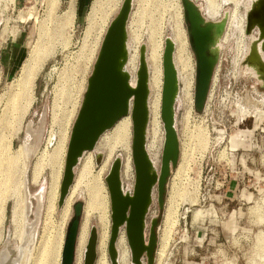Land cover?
Listing matches in <instances>:
<instances>
[{
  "label": "rangeland",
  "instance_id": "rangeland-1",
  "mask_svg": "<svg viewBox=\"0 0 264 264\" xmlns=\"http://www.w3.org/2000/svg\"><path fill=\"white\" fill-rule=\"evenodd\" d=\"M123 1L0 0V124L7 101L20 87L24 69L34 63L26 110L18 117L12 112L11 122L0 127L3 141L10 144L11 151L20 153L15 190L11 192L13 185L0 190L1 199L7 200L4 238L14 239L19 247L10 264H34L39 251L56 242L57 263L62 264L74 203L83 201L85 205L81 195L72 197L65 214L59 205L68 145L105 32ZM237 1L196 0L203 8L210 3L221 7L219 18L224 10L235 9L240 22L245 7ZM91 24L103 27L98 39ZM179 25L188 38L184 11L177 0H133L128 47L130 52L137 49L138 67L140 47L145 44L148 51L156 34L163 57L165 40ZM235 35L221 49L208 109L198 112L195 108L196 82L192 103H186L181 94L176 101V128L185 164L179 176L174 169L168 181L167 199L173 187L178 185L180 192L177 212L168 228L155 189L146 228L148 239L151 220L160 218L154 264H264V82L250 72L239 73L236 62L242 45H238L239 31ZM162 129L164 142L163 122ZM131 133L133 137L132 120ZM61 143L59 185L51 201V161ZM108 173L110 231L104 264H112L108 251L112 227ZM16 199L20 201L18 225L12 219ZM93 226L99 234L96 218L87 223L79 264H84ZM124 231L126 236L125 226ZM126 242L128 264H133L127 237ZM144 260L147 264L146 256Z\"/></svg>",
  "mask_w": 264,
  "mask_h": 264
},
{
  "label": "water",
  "instance_id": "water-1",
  "mask_svg": "<svg viewBox=\"0 0 264 264\" xmlns=\"http://www.w3.org/2000/svg\"><path fill=\"white\" fill-rule=\"evenodd\" d=\"M184 20L191 48L196 58L195 108L203 112L207 104L216 68L220 63L221 50L215 48L216 41L226 29L227 12L218 20L206 17L200 4L195 0H181ZM133 0H124L120 11L111 21L100 47L94 69L88 80L87 90L79 113L72 128L68 145L66 164L59 205L64 200L75 179V168L85 151L93 150L101 135L123 116L130 112L132 105L133 149L136 180L133 192H125L120 178L121 160L116 158L106 178L111 197L112 227L108 244L112 264L118 263L117 240L122 227L131 250L133 264H154L158 245L160 218L151 220L148 239L146 237L147 216L154 201V190L158 191L161 210L166 204L169 178L180 158V138L176 128L175 104L179 96V77L174 63L175 45L170 37L165 40L163 53L164 83L161 117L165 129L163 160L160 172L154 167L146 147L148 111V63L146 45L140 47L139 69L136 85L126 69L128 60V21ZM258 30L264 50V0H256L248 11L247 31ZM255 41L253 50L256 48ZM264 62V59H262ZM261 70L264 72L262 62ZM259 79V78H258ZM101 157L97 156V161ZM84 202L74 203L62 264H74L76 244L81 226ZM163 216V215H162ZM161 216V217H162ZM98 229L93 226L86 245L84 264H95L97 259Z\"/></svg>",
  "mask_w": 264,
  "mask_h": 264
},
{
  "label": "bare ground",
  "instance_id": "bare-ground-1",
  "mask_svg": "<svg viewBox=\"0 0 264 264\" xmlns=\"http://www.w3.org/2000/svg\"><path fill=\"white\" fill-rule=\"evenodd\" d=\"M255 1L256 0L237 1V4H242L245 7L244 10L245 12L240 22L237 11L235 9H231V11L229 9L224 10V13L227 12L228 22L224 34L216 41L215 48L221 50L224 46H227V44H229V42L232 41V38L235 37L236 36L235 34L239 31L240 37H238V45L239 47L240 45H242L241 48L242 51L240 58L236 62V67L238 68V70L240 68L239 73L250 72L253 76L259 78L260 81L264 82V72L261 70L262 68L259 63L262 62V66L264 67V62L262 61V59H264L262 40H259V32L257 29L251 32L247 31L248 11H250ZM177 3L182 5L181 0H177ZM200 6L203 9V12L206 15V17L212 20H218L219 16H221V13L223 11L221 7L213 3H210L204 8L202 5ZM102 7L103 6H101V8ZM95 12L97 11L95 10ZM105 25L106 24L104 23V26ZM238 25L240 27H238ZM93 28L97 30L96 31L97 35L95 34L96 35L95 38L98 39L100 37V32L102 31L103 27L98 28L97 25L96 26L92 25V29ZM170 38L172 39L175 45L174 63L178 71V77H179V85H180L179 95L180 94L183 95L184 101L186 103L188 102L192 103L193 102L192 94L196 82V65L194 62L192 51L189 46L190 41L188 42L189 36L187 38L186 31L183 30V28L179 25L178 28L175 30L174 34L172 35V37ZM255 41H257L255 48L256 52L252 51ZM128 51H129V47H128ZM139 56H140V50H139ZM146 58L148 63V88H149V94H148L149 120L147 125L146 147L154 167L158 170L160 165H162L163 149H164V144H163L164 132L162 129L163 121L161 122L164 70H162L163 67L162 51L160 50V42L158 41L156 34L152 35L150 48L148 49V51H146ZM125 67L131 76L132 85L135 86L138 78L137 73L139 69L137 49H135L133 52L129 51L128 60L126 62ZM24 70L25 71H23V74L21 75V79H20V84H19L20 87L17 88V90L11 94L9 100L6 103L4 119L0 124V127H2V125H6L11 122L10 114L13 115L14 113H16L15 116L17 115L18 117L19 114H22L26 110L29 100L27 89L29 91L31 82H33L32 72L34 71V63L30 62L29 64H27ZM215 77L216 75H214V80ZM210 97L211 94L209 95L207 104L203 111H206L208 109ZM132 105H133V101L131 102L130 112L127 115L120 118L112 128L108 129L106 132H104L101 135L95 148L93 150L85 151L84 154L80 157L79 162L81 161V159L84 160L83 162L81 161L82 163L79 166L80 168L76 171L75 174L76 177L74 179V182L71 185L70 190L64 200V205L62 206L63 214L67 212L72 197L81 195L82 197L85 198L84 221L83 224L80 226L78 233V239L76 244L77 262H75L74 264H79V260L82 255V249L87 235V223L94 218H96L97 224L99 226L97 259L95 264L105 263V255L107 252L106 246L108 241L107 239L110 231V218L107 210L108 199L106 195L107 187L105 183V175L108 172L110 173L109 170H111L112 164L114 162L112 161L113 158L115 159L118 158L121 160L120 178L124 191L131 192L130 190L135 185L136 169L134 163L133 137L131 135ZM132 124H133V120H132ZM19 154H20L19 151L18 152L11 151L10 144L4 142L2 137H0V190L2 187L10 186V185H13L11 188V192L15 190L14 183H17L19 180V174L17 173L18 168L16 167L19 160L18 159ZM62 154H63V143L59 145V148L56 151V153L53 155L51 161L53 164L52 185L50 189L51 201H53L57 195L59 179H60L59 164L61 161ZM98 155L101 157L100 161H97ZM180 155H181L180 156L181 160L179 158L175 170L173 169L174 172L176 173L175 175H178L184 169L183 167L185 164L184 160L186 154L184 152L181 153L180 150ZM158 172H160V170H158ZM177 186L172 188L168 199L166 198L167 204H165L166 208H164L165 212L163 218L166 228H168L170 224L173 223L172 221L174 220L175 214L177 212L176 202L178 201L177 198L180 194ZM11 194L14 195V193ZM154 194H155V190H154ZM6 201H7L6 199L2 200L0 197V264H10L9 262L11 261V257L12 256L15 257L16 255L15 253L17 252V247H18L16 246V242L14 243L13 241L14 239L10 240L9 238L7 239L4 238V234H3L4 219L6 216L5 212L7 209ZM19 206H20V201L16 199L13 209L12 219L14 223L17 225L20 219ZM15 234L18 235L19 233H15ZM164 238L165 237H163V240ZM116 245L118 249V263L128 264V257L130 256V251L127 246L124 227H122L120 230V234ZM58 255H59V242H56L41 249L35 258L34 264H58L57 263Z\"/></svg>",
  "mask_w": 264,
  "mask_h": 264
},
{
  "label": "flooded vegetation",
  "instance_id": "flooded-vegetation-1",
  "mask_svg": "<svg viewBox=\"0 0 264 264\" xmlns=\"http://www.w3.org/2000/svg\"><path fill=\"white\" fill-rule=\"evenodd\" d=\"M196 1V0H195ZM197 3V2H196Z\"/></svg>",
  "mask_w": 264,
  "mask_h": 264
}]
</instances>
